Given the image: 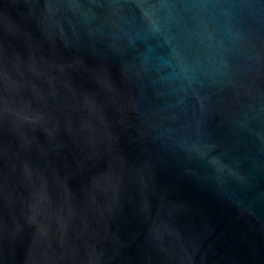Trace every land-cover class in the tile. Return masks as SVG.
Returning a JSON list of instances; mask_svg holds the SVG:
<instances>
[{"label": "water", "instance_id": "obj_1", "mask_svg": "<svg viewBox=\"0 0 264 264\" xmlns=\"http://www.w3.org/2000/svg\"><path fill=\"white\" fill-rule=\"evenodd\" d=\"M0 264H264V0H0Z\"/></svg>", "mask_w": 264, "mask_h": 264}]
</instances>
